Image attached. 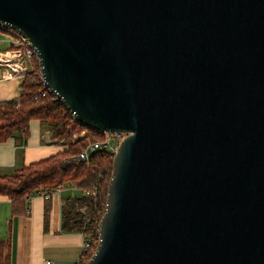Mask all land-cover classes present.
Returning <instances> with one entry per match:
<instances>
[{"label":"water","instance_id":"1","mask_svg":"<svg viewBox=\"0 0 264 264\" xmlns=\"http://www.w3.org/2000/svg\"><path fill=\"white\" fill-rule=\"evenodd\" d=\"M0 24L127 133L85 264H264V0H0Z\"/></svg>","mask_w":264,"mask_h":264},{"label":"trees","instance_id":"2","mask_svg":"<svg viewBox=\"0 0 264 264\" xmlns=\"http://www.w3.org/2000/svg\"><path fill=\"white\" fill-rule=\"evenodd\" d=\"M32 118L49 128L50 137L60 150L0 174V195L9 199L12 213H19L23 211L25 199L37 190L52 191L67 184L78 188V195L62 199L61 230L81 231L88 238L77 263L85 264L98 240L97 225L104 211L113 154L98 148L90 151L86 159L76 158L79 150L89 142L100 140L103 132L77 121L62 101L47 90L35 55L22 73L18 95L0 102V141L13 136L17 144H23ZM47 208L46 204L44 222ZM4 245L0 241V248Z\"/></svg>","mask_w":264,"mask_h":264},{"label":"crops","instance_id":"3","mask_svg":"<svg viewBox=\"0 0 264 264\" xmlns=\"http://www.w3.org/2000/svg\"><path fill=\"white\" fill-rule=\"evenodd\" d=\"M9 40L10 35L0 30V50L9 46ZM21 81L22 75L0 79V102L16 97ZM48 129L32 118L23 144H17L13 136L0 141V174L60 150ZM59 188L47 200L36 194L26 198L19 213H12L9 199L0 195V241L6 244L0 248V264H42L45 259L53 264L75 263L81 253L83 233L61 230V203L63 198L78 194L73 193V186ZM46 204L48 213L44 222Z\"/></svg>","mask_w":264,"mask_h":264},{"label":"built area","instance_id":"4","mask_svg":"<svg viewBox=\"0 0 264 264\" xmlns=\"http://www.w3.org/2000/svg\"><path fill=\"white\" fill-rule=\"evenodd\" d=\"M0 30L7 32L10 35L9 46L0 50V79H8L17 75H22V73L29 68L30 59L33 55L36 56V53L28 39L17 30L3 24H0ZM43 84L45 85L44 81ZM45 87L48 91H51L46 85ZM41 95H44V92H41ZM126 134V132L121 131H103V137L100 140L87 143L81 150H79L76 158L86 159L90 151L98 148H104L113 154L118 143ZM59 189V187H56L53 190L58 191ZM53 190H37L35 194L42 196L45 199L49 197ZM86 193H88V191H86ZM87 239L88 238L83 234L80 255L87 247ZM80 255L74 264L79 262ZM42 264H53V262L50 259H45Z\"/></svg>","mask_w":264,"mask_h":264},{"label":"rangeland","instance_id":"5","mask_svg":"<svg viewBox=\"0 0 264 264\" xmlns=\"http://www.w3.org/2000/svg\"><path fill=\"white\" fill-rule=\"evenodd\" d=\"M65 187H68V189H70L71 188V185L70 184H67V185H65ZM75 191V192H74ZM69 192V191H68ZM80 192V190L77 188V189H75L74 188V190H73V193H76V194H78ZM70 193V192H69Z\"/></svg>","mask_w":264,"mask_h":264}]
</instances>
